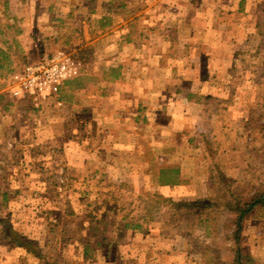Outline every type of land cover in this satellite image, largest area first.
I'll list each match as a JSON object with an SVG mask.
<instances>
[{
    "label": "rangeland",
    "instance_id": "rangeland-1",
    "mask_svg": "<svg viewBox=\"0 0 264 264\" xmlns=\"http://www.w3.org/2000/svg\"><path fill=\"white\" fill-rule=\"evenodd\" d=\"M57 49L77 76L12 95ZM261 193L264 0H0V264H264L227 210Z\"/></svg>",
    "mask_w": 264,
    "mask_h": 264
},
{
    "label": "built area",
    "instance_id": "built-area-1",
    "mask_svg": "<svg viewBox=\"0 0 264 264\" xmlns=\"http://www.w3.org/2000/svg\"><path fill=\"white\" fill-rule=\"evenodd\" d=\"M77 71L72 59L57 49L51 60L39 65L24 66L4 85L12 90L15 97L28 96L38 105L56 95L62 83L77 76Z\"/></svg>",
    "mask_w": 264,
    "mask_h": 264
},
{
    "label": "trees",
    "instance_id": "trees-1",
    "mask_svg": "<svg viewBox=\"0 0 264 264\" xmlns=\"http://www.w3.org/2000/svg\"><path fill=\"white\" fill-rule=\"evenodd\" d=\"M104 28L108 27V25L103 26ZM65 88H68L71 91H82L87 88L86 79L84 77H78L76 79L70 80L64 84ZM166 170H162L161 174L165 175ZM175 174L178 175V171L175 172ZM167 183H171V181H168ZM231 206V205H230ZM237 210H234V207H227V210H230L232 212H236L238 214V220H237V235H235V239H240V232H242V229L244 227V221L245 219L253 214L255 211L261 212V214H264V194H256L250 199L249 203L246 205L238 204L236 206ZM15 236V244L19 248H26V246L23 244L24 240L13 233ZM85 253H88V248H85ZM236 258H237V264H251L254 259L251 256H246L242 253L240 247L236 250Z\"/></svg>",
    "mask_w": 264,
    "mask_h": 264
},
{
    "label": "crops",
    "instance_id": "crops-1",
    "mask_svg": "<svg viewBox=\"0 0 264 264\" xmlns=\"http://www.w3.org/2000/svg\"><path fill=\"white\" fill-rule=\"evenodd\" d=\"M86 90V89H85Z\"/></svg>",
    "mask_w": 264,
    "mask_h": 264
}]
</instances>
